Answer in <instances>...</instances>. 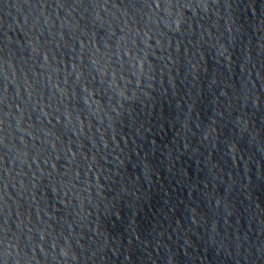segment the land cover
Returning a JSON list of instances; mask_svg holds the SVG:
<instances>
[{
    "label": "water",
    "instance_id": "water-1",
    "mask_svg": "<svg viewBox=\"0 0 264 264\" xmlns=\"http://www.w3.org/2000/svg\"><path fill=\"white\" fill-rule=\"evenodd\" d=\"M0 264H264V0H0Z\"/></svg>",
    "mask_w": 264,
    "mask_h": 264
}]
</instances>
